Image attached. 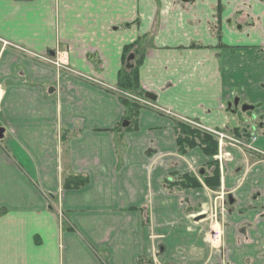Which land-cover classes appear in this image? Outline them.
<instances>
[{
	"label": "crops",
	"instance_id": "obj_1",
	"mask_svg": "<svg viewBox=\"0 0 264 264\" xmlns=\"http://www.w3.org/2000/svg\"><path fill=\"white\" fill-rule=\"evenodd\" d=\"M47 55L114 88L140 63L169 113ZM0 84V264H264V162L178 144L184 118L264 150V0H0Z\"/></svg>",
	"mask_w": 264,
	"mask_h": 264
},
{
	"label": "trees",
	"instance_id": "obj_2",
	"mask_svg": "<svg viewBox=\"0 0 264 264\" xmlns=\"http://www.w3.org/2000/svg\"><path fill=\"white\" fill-rule=\"evenodd\" d=\"M130 48L128 47L127 50ZM140 63L130 65V62L125 63L123 69L120 72L119 76V89L128 92L130 94H140L143 95L144 93L140 90V82H139V72L138 67ZM121 100L127 103L130 98L120 96ZM132 102V101H131ZM136 105V104H134ZM139 107V105H137ZM179 125V129L181 130V135L178 138L179 149L181 152H186L188 148H195L197 146L201 147L203 151L208 156H215L218 153V143L216 138L211 134L202 131L198 128H195L187 123L181 122ZM234 134L241 137V133L237 130H234ZM247 136V135H245ZM215 168H218V165L215 164ZM216 177V173H214V177ZM87 183L85 177L77 176L71 177L67 180L66 185L68 186L71 184L76 187H81ZM208 186H218L220 184V180L217 175V181L214 183L207 180Z\"/></svg>",
	"mask_w": 264,
	"mask_h": 264
},
{
	"label": "built area",
	"instance_id": "obj_3",
	"mask_svg": "<svg viewBox=\"0 0 264 264\" xmlns=\"http://www.w3.org/2000/svg\"><path fill=\"white\" fill-rule=\"evenodd\" d=\"M43 59L47 60L48 62L54 64L57 67L66 68V65L61 63L59 61V59L50 60V59H47L46 57L43 58ZM1 95H2V87L0 86V97H1ZM143 102L150 104L147 101H143ZM209 131L214 133L219 138V142H220L221 146L229 143L231 145H236V146H240V147L246 148L249 151H254V152L260 153V154H262L264 156V152L260 151L259 149H257L255 147V142L257 141V137H252L249 141H243L241 139L233 138V137H231V136H229L227 134H224L222 132H219V131H215V130H209ZM212 238H213V240L218 241L220 239L219 233L218 232H214L213 235H212Z\"/></svg>",
	"mask_w": 264,
	"mask_h": 264
},
{
	"label": "water",
	"instance_id": "obj_4",
	"mask_svg": "<svg viewBox=\"0 0 264 264\" xmlns=\"http://www.w3.org/2000/svg\"><path fill=\"white\" fill-rule=\"evenodd\" d=\"M186 1H188V0H186ZM145 97L148 98V99H151L153 101L156 100V96L154 94L150 93V92H147L145 94ZM238 102H239V100L236 99V101H235L236 105L238 104ZM251 108L252 107H250V106H244L243 107V110L246 111V110L251 109ZM127 124L128 123H124V125H127ZM4 134H5V129L3 127H0V139H3L4 138ZM228 199H229V203L230 204H232L234 202V200L232 199V196L231 195H229ZM205 217H206V215H201V216L197 217V219L199 220V219H203Z\"/></svg>",
	"mask_w": 264,
	"mask_h": 264
},
{
	"label": "flooded vegetation",
	"instance_id": "obj_5",
	"mask_svg": "<svg viewBox=\"0 0 264 264\" xmlns=\"http://www.w3.org/2000/svg\"><path fill=\"white\" fill-rule=\"evenodd\" d=\"M257 155V154H256ZM218 167H220L219 163H218ZM232 196V195H231ZM229 195L225 194V193H221L219 195V201H220V208L219 210L221 212H225L226 211V207L227 205H232L234 204V202L232 204L229 203V199H228ZM233 199V196H232ZM234 200V199H233Z\"/></svg>",
	"mask_w": 264,
	"mask_h": 264
},
{
	"label": "rangeland",
	"instance_id": "obj_6",
	"mask_svg": "<svg viewBox=\"0 0 264 264\" xmlns=\"http://www.w3.org/2000/svg\"><path fill=\"white\" fill-rule=\"evenodd\" d=\"M116 89L119 90V92H121L122 95H125V91L120 90L119 87L116 88ZM119 92H118V93H119ZM0 125H1V123H0ZM218 232H221V229H220V228H219Z\"/></svg>",
	"mask_w": 264,
	"mask_h": 264
},
{
	"label": "bare ground",
	"instance_id": "obj_7",
	"mask_svg": "<svg viewBox=\"0 0 264 264\" xmlns=\"http://www.w3.org/2000/svg\"><path fill=\"white\" fill-rule=\"evenodd\" d=\"M218 230H219V228H216V230H215V231H216V232H218ZM217 242H218V241H217ZM217 242H216V244H217Z\"/></svg>",
	"mask_w": 264,
	"mask_h": 264
}]
</instances>
